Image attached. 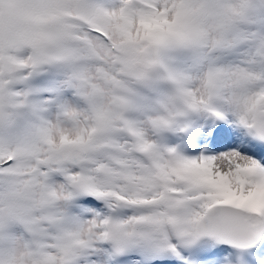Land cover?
Masks as SVG:
<instances>
[{"label":"snow or ice","instance_id":"snow-or-ice-1","mask_svg":"<svg viewBox=\"0 0 264 264\" xmlns=\"http://www.w3.org/2000/svg\"><path fill=\"white\" fill-rule=\"evenodd\" d=\"M0 264H264V0H0Z\"/></svg>","mask_w":264,"mask_h":264}]
</instances>
